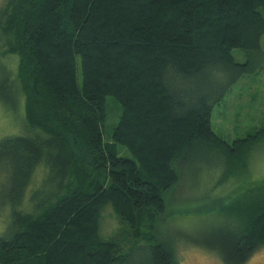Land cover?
Here are the masks:
<instances>
[{"label":"trees","instance_id":"16d2710c","mask_svg":"<svg viewBox=\"0 0 264 264\" xmlns=\"http://www.w3.org/2000/svg\"><path fill=\"white\" fill-rule=\"evenodd\" d=\"M1 35L20 57L28 130L0 141V264H176L159 225L182 166L217 153L227 181L246 173L264 140L262 127L229 143L211 121L226 93L259 71L264 0H6ZM0 84L13 106L9 79ZM109 97L119 110L112 141ZM107 205L131 234L126 245L101 238ZM220 210L236 226L205 245L246 264L264 247V181Z\"/></svg>","mask_w":264,"mask_h":264},{"label":"rangeland","instance_id":"374dc122","mask_svg":"<svg viewBox=\"0 0 264 264\" xmlns=\"http://www.w3.org/2000/svg\"><path fill=\"white\" fill-rule=\"evenodd\" d=\"M5 1L0 0V8ZM6 40L5 35L0 36V83L8 78L14 94L8 93L13 106L0 100V141L8 136L25 135L28 130L25 120L26 96L16 79L20 57L5 52L9 48ZM262 44L264 50V40ZM234 55L239 62L247 60L243 51L235 50ZM259 60V71L242 77L213 110L212 128L229 143L247 138L264 127V53ZM107 100L109 118L104 138L112 141V130L119 119V110L111 97ZM118 149L121 157L132 158L124 146L120 145ZM224 165L217 153L197 158L196 162L182 166L180 183L164 193L168 206L159 230L161 237L172 243L176 264H227L219 251L205 244L216 230L236 226L235 218L233 222L232 216L220 209L231 207L235 200L245 197L251 186L264 181V140L255 145L250 154L246 173L235 174L222 181ZM44 177L45 172L40 169L34 176L25 203H28L32 192L41 186ZM2 192L0 185V194ZM7 212V207L0 205V235L6 230ZM100 235L105 240L117 235L121 238V244L129 242L131 234L124 232L112 205H107L102 211ZM246 264H264V247Z\"/></svg>","mask_w":264,"mask_h":264}]
</instances>
